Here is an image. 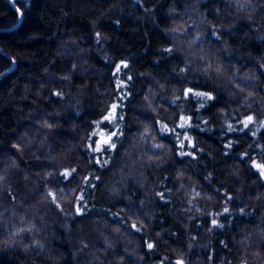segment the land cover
<instances>
[{"label": "clouds", "instance_id": "clouds-1", "mask_svg": "<svg viewBox=\"0 0 264 264\" xmlns=\"http://www.w3.org/2000/svg\"><path fill=\"white\" fill-rule=\"evenodd\" d=\"M0 264H264V0H0Z\"/></svg>", "mask_w": 264, "mask_h": 264}, {"label": "trees", "instance_id": "trees-1", "mask_svg": "<svg viewBox=\"0 0 264 264\" xmlns=\"http://www.w3.org/2000/svg\"><path fill=\"white\" fill-rule=\"evenodd\" d=\"M69 4L72 3V0H68ZM4 85L0 84V89H3ZM7 115V110L5 112H0V119H3Z\"/></svg>", "mask_w": 264, "mask_h": 264}]
</instances>
